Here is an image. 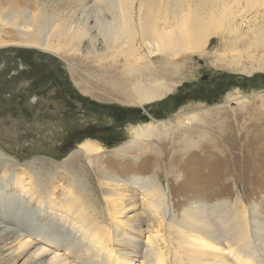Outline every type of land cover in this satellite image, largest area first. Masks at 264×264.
I'll return each instance as SVG.
<instances>
[{
  "label": "rangeland",
  "instance_id": "obj_1",
  "mask_svg": "<svg viewBox=\"0 0 264 264\" xmlns=\"http://www.w3.org/2000/svg\"><path fill=\"white\" fill-rule=\"evenodd\" d=\"M84 1L0 0V154L5 158L0 183L10 184L13 173L25 172L23 185L6 188L17 199L1 205L6 195L0 196V263L47 264L56 254L67 264H264V71L215 65L219 55L228 63L247 52L240 42L229 49V38L224 43L214 36L206 54L178 58L182 78L168 94L136 106L111 89L80 90L69 67L77 81L104 84L74 68L62 50L39 55L34 48L4 44L25 37L16 28L21 22L49 35L62 26L70 33V27L93 25L102 4ZM97 93L107 97L90 95ZM215 109H222L219 119L205 115ZM190 114L197 118L179 123ZM167 119L179 121L178 150L167 138L163 144L151 139L140 151H116L130 140L132 125ZM93 127L101 133L89 136ZM183 134L190 144L181 143ZM86 139L102 149L88 158L69 157ZM29 182H36L32 192ZM32 193L48 194L53 205L31 199ZM72 197L83 206L85 219L66 210ZM109 210L117 218H110ZM89 218L109 228L117 262L99 260L86 247ZM205 223L208 235L197 229ZM187 234L216 248L195 247L184 241ZM20 241L29 245L13 258ZM41 246L48 251L31 256Z\"/></svg>",
  "mask_w": 264,
  "mask_h": 264
},
{
  "label": "bare ground",
  "instance_id": "obj_2",
  "mask_svg": "<svg viewBox=\"0 0 264 264\" xmlns=\"http://www.w3.org/2000/svg\"><path fill=\"white\" fill-rule=\"evenodd\" d=\"M98 1L101 2L103 9H99L97 15L96 12L94 13L96 17H94L93 25L84 24L83 28L78 31L70 27V33L67 27L62 26L61 29L52 32L55 34L49 35L42 33V30L39 29L30 30V26L26 22H21L19 25L17 24L18 27L16 28L25 37L19 42L4 44L34 48L41 51L40 55L46 53L57 54L59 50H62L63 54L68 56L70 62H74L71 64L74 68L81 70L90 78L100 81V84H104V87H101L88 79L77 81L76 72L72 67H69L75 85L80 90L91 92L93 88L97 87L99 91L109 92L108 89H111L121 95L126 103L136 106H143L145 103L161 99L168 94L181 77L178 68L182 64H180L178 58L186 56L189 52L206 54V47L210 38L214 36L222 38L224 43L226 42L224 40L229 38L228 43H225V46L229 49L236 46V42H240L241 46L245 48L244 51L247 52L244 58H241V53H238V57L237 55L232 57L228 63L223 60V55H219L213 59L215 65H226L229 69H239L247 73L255 70L264 71V8L258 10L252 7L257 3H260V5L262 3L264 7V0H244L239 5H236L238 0ZM89 16L86 17L89 18ZM242 24L244 30H242ZM92 30L94 33H89ZM45 38L51 43L47 40L45 42ZM86 38L88 42L85 44L83 41ZM80 44H82L81 47ZM78 49L81 50L79 54H77ZM90 95L98 99L107 97V95L98 93ZM243 99L244 97H240L234 101L239 105ZM221 110L215 109L205 115L211 116L212 120H217L222 116ZM195 118H197L195 114H190L181 122L178 119L176 122L167 119L150 121L136 127L132 125L128 131L130 140L116 151L120 154L130 150L140 151L143 148L147 149V142H150L151 139L160 141L163 144L165 142L162 141L167 138L169 140L168 144L176 145L178 150V122L185 124ZM180 141L185 145L192 142L190 137L180 138ZM101 149L102 146L99 143L86 139L77 144V148L70 153L69 157L75 158L80 155L87 157L99 152ZM155 158L154 161H157L159 157L156 156ZM4 160L5 158L0 154V163H4ZM13 174H15L14 179L10 184L0 183L3 184L0 187V196L6 195L1 205H6L8 201L17 199L14 194L9 195V193H6V188L15 187L19 184L23 185L25 172L21 171ZM37 180L35 179L36 182ZM36 182L33 184L29 182V191L32 192L35 189L34 184ZM34 194H31V199L38 197L39 202L46 199L49 200V205H53L54 202L51 201L52 199L48 194ZM154 194L159 195L157 191ZM76 201L72 197L71 201L66 203V210L72 214L77 213L84 218V215H82L84 208L83 206H77ZM19 202L21 201L18 199L17 203ZM121 209L119 208L118 212ZM114 212L116 211L109 210L108 213L112 219L117 218ZM92 218L88 220V224H91L92 227L91 231H87V238L85 237L86 247L99 260L101 259L99 257H105L117 262L118 256L115 257L112 249L109 248L111 240L109 228L95 226ZM99 223L97 224L99 225ZM185 224L193 226V224ZM197 229L206 235L209 234L208 232L212 233L206 223L197 226ZM186 237L188 241H184L189 242V244L192 243L195 247L216 248L213 243L204 241L203 238H197L199 236L192 237V235L187 234ZM193 239H196L195 243ZM28 245L29 243L20 241L10 254H13V258H16L22 254ZM46 251L48 249L41 246L34 249L31 256L39 257ZM191 252H193L192 248ZM125 261H123V264H126ZM237 261L241 262L240 259ZM130 262H127V264H132ZM47 264H67V262L53 254ZM138 264H143V262L141 261ZM155 264H162V262L158 260Z\"/></svg>",
  "mask_w": 264,
  "mask_h": 264
},
{
  "label": "flooded vegetation",
  "instance_id": "obj_3",
  "mask_svg": "<svg viewBox=\"0 0 264 264\" xmlns=\"http://www.w3.org/2000/svg\"><path fill=\"white\" fill-rule=\"evenodd\" d=\"M39 55H40V54H39ZM2 67H3V66H1V68H2ZM20 67H21V68L23 67L22 64L20 65ZM31 101H32V103H35L33 98L31 99ZM100 133H101V132H99L98 127L90 128V130L87 132V134H90L89 136H96V135H98V134H100Z\"/></svg>",
  "mask_w": 264,
  "mask_h": 264
}]
</instances>
